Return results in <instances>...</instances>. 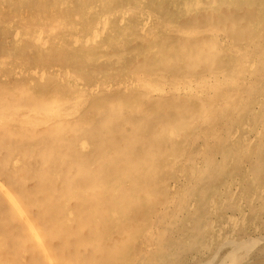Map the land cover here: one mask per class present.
I'll return each mask as SVG.
<instances>
[{"label":"bare ground","instance_id":"obj_1","mask_svg":"<svg viewBox=\"0 0 264 264\" xmlns=\"http://www.w3.org/2000/svg\"><path fill=\"white\" fill-rule=\"evenodd\" d=\"M46 1H0L14 4L19 17L17 27L12 20L3 24L16 57H0V264H107L99 248L102 232L118 223L115 220L155 210L146 202L165 187L172 194L183 185L204 192L203 179L210 176L211 165L225 161L217 142L260 146L264 0ZM156 9L168 10L171 17L162 18ZM89 15L93 18L86 19ZM145 109L159 116L168 110L175 114L164 133L172 146L161 154L166 142L159 126L167 123L159 122V133L153 130L158 138L149 145L156 147L151 151L155 157H137L142 164L134 166L138 178L130 181L131 173L119 166L103 175L111 165V151L119 156L131 152L129 142L114 145L112 137L127 141L123 133L132 128L128 116L137 113L142 120ZM101 112L99 133L90 135L86 128L96 130ZM242 118H252V123ZM132 163H127L129 170ZM176 167L190 176L172 175ZM26 169L35 182L28 194H19ZM228 182L234 189L239 186ZM119 188L127 191L129 208ZM197 201L177 195L159 204L157 212L170 227L194 215ZM26 202L35 212L28 211ZM208 207L214 214L212 199ZM121 226L110 238L117 240V250L123 234L129 241L135 238L129 224ZM210 226L212 231L216 222ZM169 229L173 235L175 229ZM187 230L193 233L191 227ZM155 238L141 236L144 243ZM215 240L220 241L217 236ZM235 245L226 260L237 263L242 259L237 253L243 249L245 255L246 250ZM55 247L56 258L51 252ZM88 249L91 256L86 255Z\"/></svg>","mask_w":264,"mask_h":264},{"label":"rangeland","instance_id":"obj_2","mask_svg":"<svg viewBox=\"0 0 264 264\" xmlns=\"http://www.w3.org/2000/svg\"><path fill=\"white\" fill-rule=\"evenodd\" d=\"M46 2L47 1L45 0V4ZM34 3L37 6H41L36 1H34ZM73 3L76 2L73 1ZM13 5L14 4H9V3L8 4L2 3L0 5V7L2 8V9L0 8V14H1L0 16L2 17L3 15L5 17L6 15L5 18L0 17L1 19L0 57L2 55L4 56L5 54L11 57H16V54L12 50V46H10L9 45L10 43H8L9 39L7 38L8 35H6L7 34L6 30L3 28V24L6 22V20L8 21L12 20L11 22H13L14 27H17L19 25L18 24L19 17L18 19L16 18L18 15L14 14V9L13 7H11ZM75 5L77 6V4H73V6ZM157 10L158 9H156V11ZM72 11L74 13L76 12L75 10ZM157 12H159L161 17L163 16L162 18L171 17V13L166 9H159ZM48 13L50 15L51 12ZM27 15L28 14L26 13L23 14V16H27ZM54 17H59V16L55 14ZM92 18L93 17L91 15L86 17V19H92ZM27 62L31 63L32 60L29 59L27 60ZM72 68L78 69L79 67L73 65ZM22 104H24V102H22ZM36 108L42 109L39 104L36 106ZM141 111L143 112L142 120L138 119L137 113H133L128 116V118L130 119L129 121H131L132 128L130 133H123L125 136H129L127 141H123V137H119L118 135H114V137H112L114 145L119 144L120 141L129 142L131 144V152H129V154L126 156H119V154L117 155L115 151H111L108 154L109 156L108 159L111 160V165L108 168L103 169L104 172L103 175L106 176V174H108L107 172H109L111 169L115 171L116 167L119 166L117 168L118 170L127 169L131 173L129 175L130 181L131 180L134 181L136 178H138L137 173L135 174L136 171L134 166L138 165L139 167H141L142 164L139 158L137 159V157L138 156L141 157L146 153H152V156L155 157L154 153L156 152L155 150L156 147H151L149 145L153 146L152 143L154 139H156L157 137L156 132L159 133V130L156 129L158 128L157 125L160 124L159 122L165 121L167 123L166 124L167 126H161V125L159 126L161 129L160 132L162 133L161 135H163L162 142L163 141L166 142V144L164 143L165 147L162 148L163 150L160 149L162 151L161 154H164L163 151H166L172 146L173 143L170 146H168L169 141L167 140V135H164V133L167 132V130L171 127V123L174 122L175 114L170 113L168 110V112H166L165 115L166 118H165V116L163 115L159 116L160 114L158 115L157 113H153L151 109L149 110L145 109ZM262 113L264 114V110ZM101 116H102V112L96 115L97 121H96V125L94 126L96 130L90 127L86 128L87 129L86 131L90 135H96L99 133L98 125ZM226 117H228V123L230 124L231 122L229 119L231 118L230 115H227ZM251 120L252 118L241 119L242 122H246V121L251 122ZM260 121L264 122V118L263 117L260 118ZM254 128L255 126L253 127L252 125L253 130ZM153 130L156 132H154ZM131 134L137 138V141L135 140V138H132ZM139 141H142L144 147L140 146L137 143ZM263 144H264V132L262 133V137L260 139V146H258V144L256 143L249 144L250 146L249 145L243 146L240 143L235 145L234 144L230 145L228 140L224 142L222 141L217 142L216 148H219V152L223 153V158L225 159V161L222 164L215 162L214 164L211 165L212 171H210V176L207 179L204 178L205 181L203 179V182L206 185L205 188L206 190L204 192H201L194 188H190L187 185L185 186L183 185V186H178L174 194H172L170 189L166 187L164 189H159L157 193H159L160 196L157 193L152 192L151 195L157 194L156 196L158 197L155 199L148 200V202H146V206L148 207V204H150L151 206H154L155 210L152 209L151 211H149L147 209L146 214L144 215H140V214L137 215L136 213L127 214L123 218L115 220V222L118 223H115V225L111 226L112 228L111 227L108 228L107 232H102L103 240L101 242L99 249L100 252L104 254L105 256L104 259H106V263L123 264V262L126 261L127 263L129 260L131 264H137L138 262L140 264H185V263L186 264H226V263L227 264H264V146H262ZM97 147L99 152L100 147L99 146ZM95 149L96 148H94V150ZM153 150L155 152H151ZM190 151L194 152V149L191 148ZM95 154L96 152L94 151L93 155ZM133 156L136 157L132 158ZM132 160L134 163H132L133 164V166H131L132 169L129 170L127 168V163H129ZM245 167L247 168V170ZM180 170H181L180 168L176 167L175 170L172 168L170 172H173L172 175L174 176L175 175L179 176L180 174H182L181 176H186V177L190 176V172H188L187 170H183V172ZM23 174L26 182L21 184V187L18 190L16 189L15 190L19 194L22 191H25V193L27 192L28 194L31 184L35 182V177L27 169ZM222 176L224 177V180ZM169 180L170 179L168 177L165 178V181H167L168 185H170L169 183H171L170 182L171 180L170 181ZM225 181L226 182L229 181L228 182L229 185H232V183L235 182L239 186L234 189V187L226 185ZM118 186L120 185H117V187ZM207 187H209V189H207ZM119 190H120V197L123 198V203L125 204L126 207L129 208L131 201L128 200L127 191L120 188ZM177 195L178 196L187 195V197L191 196L196 201L198 200L196 202L198 209L194 215L177 221V223H175L173 226L170 225V227H173L175 229V233L178 234L180 233L179 239L174 238L175 236L173 235L175 233L172 235V233L170 232L169 229L170 227H168L169 223L167 222L168 219L159 212H157V207L159 204L164 203L165 200H167L168 198H172ZM105 196H110L109 192L106 191ZM43 199L44 197L43 198L40 197L39 199L40 201L38 202V204H42L44 202ZM211 199L213 200V207H215V210L211 212H214V214H210L211 208L208 207V201ZM26 203H27L26 205L27 208H29L28 211L30 213L35 212V208L29 206L28 202ZM69 218L71 220H74V217H69ZM200 218H202L203 220ZM213 220L214 222H216V226L214 227L212 226L213 230L216 231V234L213 232V230L212 231L210 230L212 229L210 228L211 227L210 224L211 221ZM124 222L129 224V233L132 236L135 235V238L133 240L132 237L133 241H129V239L126 238V234H123L122 236H120L122 238V243L120 244L122 245L123 250L122 247L119 250H117V245L114 243L117 240L113 239L114 241H112L110 238L115 237L113 232L120 233L118 231L121 230L122 227H124V226L120 227V225ZM222 223L224 224L222 225ZM188 227L189 228L191 227L193 229L192 234L190 233V230H187ZM205 229L208 231H205ZM147 233L153 235L154 238L155 237L156 238L149 243H144L141 239V236ZM216 236L219 237L220 241L217 242L215 240ZM88 237L90 238L92 237V235ZM175 240H179V242ZM120 241L121 240H119V242ZM135 244L138 246H136ZM232 245L242 247L246 250L245 255L242 253L243 249H240L241 252L240 254L239 252L237 253L238 256L239 255L242 256L241 257L242 259H240V261H237V263L230 261L228 258L226 260V256H228ZM51 252H52V256L55 258L58 256L57 254H59L56 247ZM86 253L87 256H91L93 251L88 249L86 250ZM114 254H116V256ZM136 259L139 260L137 261ZM91 262L92 263L90 264H94L93 261Z\"/></svg>","mask_w":264,"mask_h":264}]
</instances>
